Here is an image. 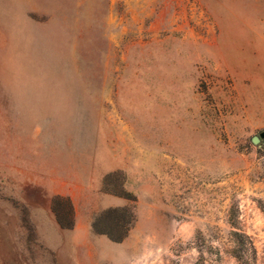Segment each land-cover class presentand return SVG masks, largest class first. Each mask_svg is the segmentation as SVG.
I'll return each instance as SVG.
<instances>
[{
	"label": "rangeland",
	"instance_id": "1",
	"mask_svg": "<svg viewBox=\"0 0 264 264\" xmlns=\"http://www.w3.org/2000/svg\"><path fill=\"white\" fill-rule=\"evenodd\" d=\"M263 131L264 0H0V264H264Z\"/></svg>",
	"mask_w": 264,
	"mask_h": 264
},
{
	"label": "trees",
	"instance_id": "2",
	"mask_svg": "<svg viewBox=\"0 0 264 264\" xmlns=\"http://www.w3.org/2000/svg\"><path fill=\"white\" fill-rule=\"evenodd\" d=\"M118 210L119 209L115 208L103 212L102 214H100V218L98 219V221L101 220V216ZM122 211L125 213H129V219L132 220V214L130 215L128 208H122ZM113 224H114L113 231H111L110 229L102 228L100 224L99 225L97 224V222H94L92 224V228L94 232L104 234L114 241L123 240L126 237V233L128 231V226L126 222L125 223L113 222ZM233 244H234V251L232 254L237 261H239L241 264H255V262L257 261L256 260L257 250L252 238L249 235H247L243 231L240 232L236 231L233 237Z\"/></svg>",
	"mask_w": 264,
	"mask_h": 264
},
{
	"label": "water",
	"instance_id": "3",
	"mask_svg": "<svg viewBox=\"0 0 264 264\" xmlns=\"http://www.w3.org/2000/svg\"><path fill=\"white\" fill-rule=\"evenodd\" d=\"M260 138H264V131L259 134V137L258 136L252 137V142L255 144L258 143Z\"/></svg>",
	"mask_w": 264,
	"mask_h": 264
}]
</instances>
